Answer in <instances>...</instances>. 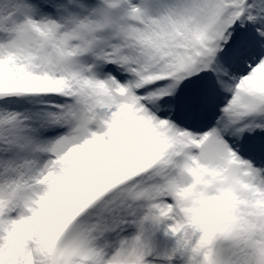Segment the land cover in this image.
<instances>
[{
  "label": "snow or ice",
  "instance_id": "obj_1",
  "mask_svg": "<svg viewBox=\"0 0 264 264\" xmlns=\"http://www.w3.org/2000/svg\"><path fill=\"white\" fill-rule=\"evenodd\" d=\"M0 264H264V0H0Z\"/></svg>",
  "mask_w": 264,
  "mask_h": 264
}]
</instances>
